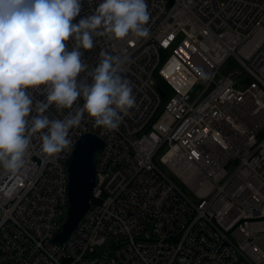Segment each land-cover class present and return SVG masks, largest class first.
Here are the masks:
<instances>
[{
	"label": "built area",
	"instance_id": "built-area-1",
	"mask_svg": "<svg viewBox=\"0 0 264 264\" xmlns=\"http://www.w3.org/2000/svg\"><path fill=\"white\" fill-rule=\"evenodd\" d=\"M99 2L81 0L73 22ZM147 4V37L97 35L81 49L78 79L101 51L124 61L136 103L119 127L85 113L60 153L45 154L36 134L18 174L0 170V264H264V0ZM155 76L171 93L151 122L166 94ZM82 104L47 111L62 118ZM83 134L104 143L95 202L53 242L68 206L66 162Z\"/></svg>",
	"mask_w": 264,
	"mask_h": 264
},
{
	"label": "clouds",
	"instance_id": "clouds-1",
	"mask_svg": "<svg viewBox=\"0 0 264 264\" xmlns=\"http://www.w3.org/2000/svg\"><path fill=\"white\" fill-rule=\"evenodd\" d=\"M81 8V0H0V170L11 176L23 167L33 135L54 156L70 144L69 131L85 113L115 130L121 113L135 106L121 57L101 51L99 63L78 79L88 67L81 49H91L97 35L147 37V0H100L92 14L73 22ZM33 90L44 99H35ZM78 99L82 106L62 118L48 114L52 106L72 109Z\"/></svg>",
	"mask_w": 264,
	"mask_h": 264
},
{
	"label": "water",
	"instance_id": "water-1",
	"mask_svg": "<svg viewBox=\"0 0 264 264\" xmlns=\"http://www.w3.org/2000/svg\"><path fill=\"white\" fill-rule=\"evenodd\" d=\"M164 95L163 92H161ZM103 140L94 134H83L66 162L68 206L61 230L53 242L67 240L91 206L98 183L97 161L103 149Z\"/></svg>",
	"mask_w": 264,
	"mask_h": 264
},
{
	"label": "rangeland",
	"instance_id": "rangeland-1",
	"mask_svg": "<svg viewBox=\"0 0 264 264\" xmlns=\"http://www.w3.org/2000/svg\"><path fill=\"white\" fill-rule=\"evenodd\" d=\"M232 67H233V68H237V69H242L241 66H240L239 64H233ZM228 69H229V66H225V67L222 69V72L224 73V72H225L226 70H228ZM155 81H156V87H160V88H162V89L165 91L166 94H165V96H163V97L161 98V104L158 106L156 112L154 113V115H153V119L151 120V122H153L154 120H156L157 117H159V115H160L161 112L163 111V107H164L165 104L167 103L168 95L171 93V90L168 88V86H167V85H166L161 79H159L157 76H155ZM199 90H200V87H196V88L192 91V93H191V96H192L191 100L193 99V97H194L195 95L198 94ZM151 122H150L149 125H147V126L143 129V131H142L141 133H144V132H148V131H149V129H150V127H151ZM263 133H264V131H263ZM155 160L157 161V159H155ZM232 168H233V166H228V167H227L228 171H231ZM165 172H166L167 175H169L170 177H172V178L174 179V181H175L178 185H180V183H179V182H178V181H177V180L171 175L170 172H168V171H166V170H165ZM106 245H107V244H104V246H106ZM104 246H102L101 248H104Z\"/></svg>",
	"mask_w": 264,
	"mask_h": 264
},
{
	"label": "trees",
	"instance_id": "trees-1",
	"mask_svg": "<svg viewBox=\"0 0 264 264\" xmlns=\"http://www.w3.org/2000/svg\"><path fill=\"white\" fill-rule=\"evenodd\" d=\"M91 202H95V200L92 198V201Z\"/></svg>",
	"mask_w": 264,
	"mask_h": 264
}]
</instances>
